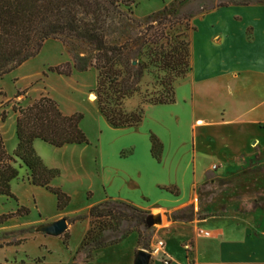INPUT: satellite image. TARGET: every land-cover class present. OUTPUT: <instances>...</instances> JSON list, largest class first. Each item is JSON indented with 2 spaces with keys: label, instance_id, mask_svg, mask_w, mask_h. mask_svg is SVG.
Masks as SVG:
<instances>
[{
  "label": "trees",
  "instance_id": "trees-1",
  "mask_svg": "<svg viewBox=\"0 0 264 264\" xmlns=\"http://www.w3.org/2000/svg\"><path fill=\"white\" fill-rule=\"evenodd\" d=\"M135 1L0 0V77L35 56L47 39H58L63 43L70 40L82 42L90 54L73 52L70 61L49 67L48 71L70 75L72 70L84 71L92 66L96 70L92 91L99 113L112 127H135L143 119V104L168 105L175 102L174 82L183 78L191 68L189 34L193 29V17L229 5H264V0H172L147 15L138 34L123 41L117 38L112 41L110 36L120 34L128 21H135L128 15ZM145 74H149L153 82L150 88L142 90ZM134 96L140 98V103L127 110L125 102ZM12 110L17 113V144L13 154H9L0 133V195L12 196L10 182L18 177V167L23 165L29 171V183L54 194L56 207L62 210L71 197L51 185L57 170L42 163L33 141L39 139L55 147L88 143L80 127L82 115L63 114L56 101L46 95L26 106L13 105ZM1 118L4 120L5 115ZM149 139L150 152L159 161L162 144L152 133ZM216 182L207 176L197 187L195 202L167 214L168 220L189 222L224 212L213 211L212 203L204 198ZM164 189L178 194L174 186ZM253 202L264 210V196ZM202 203H205L202 207L204 213L200 212ZM28 212L27 208L20 207L15 212L0 215V223ZM159 214L162 219V214ZM153 215L156 214L112 197L91 205L85 215L73 218L88 219L89 226L81 243L86 259L92 257L96 249L115 244L131 232L137 233V245L146 249L154 229L150 224ZM63 235L66 240L67 230Z\"/></svg>",
  "mask_w": 264,
  "mask_h": 264
},
{
  "label": "crops",
  "instance_id": "crops-1",
  "mask_svg": "<svg viewBox=\"0 0 264 264\" xmlns=\"http://www.w3.org/2000/svg\"><path fill=\"white\" fill-rule=\"evenodd\" d=\"M191 24V68L183 77L187 90L183 115L176 110L175 91L174 103L149 106L137 126L124 127L133 134L146 124L147 110H175L166 120L168 141L147 124L141 138L144 151L130 139L102 156L104 191L99 201L112 197L162 214L161 225L154 224L160 226L155 227L152 244L156 239L163 241L159 253L165 254L168 262L158 257L159 261L153 260L152 264H264V210L257 205L189 222L167 218L172 211L195 202L197 187L212 173L213 165L223 171L235 169L243 165L244 159L264 150V5L214 8L193 17ZM151 133L162 144L159 161L150 152ZM33 147L44 154L38 142L33 141ZM125 149L130 152L121 155ZM147 165L157 169L170 165L176 179L164 181L150 174ZM179 179L188 180L190 197L186 201L181 200ZM171 186L177 188V195L164 189ZM158 201L172 203L163 207ZM183 228L189 231L186 237ZM173 242L178 249L172 247ZM184 243H190V250L184 248ZM104 248L96 249L94 255ZM137 249L136 238L122 264H133Z\"/></svg>",
  "mask_w": 264,
  "mask_h": 264
},
{
  "label": "rangeland",
  "instance_id": "rangeland-1",
  "mask_svg": "<svg viewBox=\"0 0 264 264\" xmlns=\"http://www.w3.org/2000/svg\"><path fill=\"white\" fill-rule=\"evenodd\" d=\"M171 1L136 0L128 12V15L135 21H128L121 29V33L110 36V39L116 41L117 38L123 41L135 36L143 29L147 15L160 10ZM73 52L81 55L90 54L87 45L82 42L70 40L63 43L58 39H47L35 56L0 77V133L9 154H13L17 144L15 135L17 113L13 112L12 106H26L42 95L55 100L63 114H81L80 127L88 139L86 144L66 147H55L41 140H34L45 149L41 156L34 148L42 163L48 168L57 170L51 185L59 187L71 197L62 210L57 209L54 194L44 187L27 181L29 171L23 165L18 167L19 162H17L18 177L10 182L12 196L0 195V215L15 212L20 207L27 208L29 212L25 215L12 216L0 223L1 264H105L107 262L122 264L125 252L132 249L134 240L137 238L136 232L129 233L121 241L106 246L96 255L93 252L92 257L86 259V251L81 249V243L84 232L89 226L88 219L73 218L85 215L88 211L87 205L100 202L103 196L102 156L130 139L135 140L140 150L144 151L145 145L141 138L147 124L153 125V128L168 141L166 120L172 117L175 110L171 108L147 110L146 124H142L133 134L124 127L110 126L97 108L95 94L92 91L95 85L96 70L92 66L84 71L72 70L70 75L48 71L49 67L70 61ZM151 82L153 78L145 74L142 90L150 88ZM174 89L178 104L176 110L183 115V96L187 93L183 78L175 80ZM18 92L20 95L16 96ZM90 95L94 96L93 100H89ZM139 103L140 98L134 96L125 102V107L127 110H132ZM149 106L152 105L143 104L144 113ZM3 114L5 115L4 120L1 118ZM181 126L183 127V118ZM128 152L130 149H125L121 155H126ZM140 157L142 162L143 153ZM243 162L240 167L226 171L211 168L212 173L209 176L217 182L204 198L212 203L213 211H224L218 215H225L229 210L253 209L255 206L253 201L259 196H264V150L257 151L254 158L244 159ZM169 163L171 164V160L168 161ZM169 166L157 169L147 165L145 168L150 174L167 181L176 179L175 171ZM242 168H245V171H242ZM231 171L236 172L233 175H227ZM178 181L181 182L182 187L181 200L186 201L190 197L188 180L183 182L179 179ZM158 203L165 207L172 202L158 201ZM204 204L200 206L201 213L205 212L202 209ZM61 217L73 219L71 222L67 220L69 226L66 240L63 233L51 236L38 230L40 225ZM160 225L152 227L154 228L152 237L146 250L151 251L155 227ZM188 233V229L183 228V237H186ZM188 244L190 246L188 250H190L191 245ZM172 247L178 249L174 242ZM139 248L142 247L138 246ZM158 257L163 259L166 255L152 253L149 264H152L153 260L158 262Z\"/></svg>",
  "mask_w": 264,
  "mask_h": 264
},
{
  "label": "water",
  "instance_id": "water-1",
  "mask_svg": "<svg viewBox=\"0 0 264 264\" xmlns=\"http://www.w3.org/2000/svg\"><path fill=\"white\" fill-rule=\"evenodd\" d=\"M162 219L161 215L158 213L153 215L150 218V224L153 226L154 224H161ZM68 228V222L64 217H61L52 222H48L46 224H42L38 227V230L44 234L51 236H58L64 233ZM151 258V252L144 249L139 248L136 251L134 263L133 264H149Z\"/></svg>",
  "mask_w": 264,
  "mask_h": 264
},
{
  "label": "built area",
  "instance_id": "built-area-1",
  "mask_svg": "<svg viewBox=\"0 0 264 264\" xmlns=\"http://www.w3.org/2000/svg\"><path fill=\"white\" fill-rule=\"evenodd\" d=\"M213 168H215V166H213ZM204 234H208V232H203ZM162 246H163V241L162 240H158L153 246H151V254L154 253V254H158L161 249H162ZM184 248L186 250H188V248L190 247L188 243H184L183 244ZM163 262L164 263H167L168 262V259L167 258H164L163 259Z\"/></svg>",
  "mask_w": 264,
  "mask_h": 264
},
{
  "label": "bare ground",
  "instance_id": "bare-ground-1",
  "mask_svg": "<svg viewBox=\"0 0 264 264\" xmlns=\"http://www.w3.org/2000/svg\"><path fill=\"white\" fill-rule=\"evenodd\" d=\"M94 96L93 95H90L89 96V100H93Z\"/></svg>",
  "mask_w": 264,
  "mask_h": 264
}]
</instances>
